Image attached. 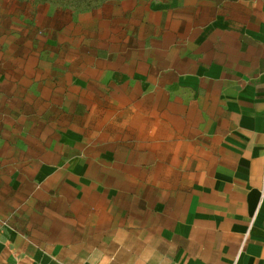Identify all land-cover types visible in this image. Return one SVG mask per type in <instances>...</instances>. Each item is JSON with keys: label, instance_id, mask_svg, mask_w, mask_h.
<instances>
[{"label": "rangeland", "instance_id": "1", "mask_svg": "<svg viewBox=\"0 0 264 264\" xmlns=\"http://www.w3.org/2000/svg\"><path fill=\"white\" fill-rule=\"evenodd\" d=\"M206 3L0 0V225L12 236L91 251L186 187L181 136L195 120L161 83Z\"/></svg>", "mask_w": 264, "mask_h": 264}, {"label": "crops", "instance_id": "2", "mask_svg": "<svg viewBox=\"0 0 264 264\" xmlns=\"http://www.w3.org/2000/svg\"><path fill=\"white\" fill-rule=\"evenodd\" d=\"M206 2L196 10L208 19L174 45L184 52L158 81L181 119L195 120L181 136L186 187L152 204L140 230H107L91 251L84 241L37 245L0 225V264H264V0Z\"/></svg>", "mask_w": 264, "mask_h": 264}]
</instances>
